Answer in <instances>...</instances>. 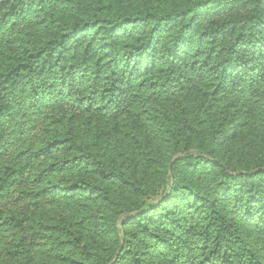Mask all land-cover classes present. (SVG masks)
<instances>
[{
	"label": "trees",
	"instance_id": "obj_1",
	"mask_svg": "<svg viewBox=\"0 0 264 264\" xmlns=\"http://www.w3.org/2000/svg\"><path fill=\"white\" fill-rule=\"evenodd\" d=\"M0 264H264V0H0Z\"/></svg>",
	"mask_w": 264,
	"mask_h": 264
}]
</instances>
